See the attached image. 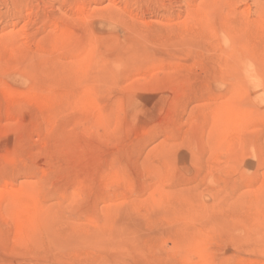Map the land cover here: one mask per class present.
Listing matches in <instances>:
<instances>
[{"label":"rangeland","instance_id":"obj_1","mask_svg":"<svg viewBox=\"0 0 264 264\" xmlns=\"http://www.w3.org/2000/svg\"><path fill=\"white\" fill-rule=\"evenodd\" d=\"M0 264H264V0H0Z\"/></svg>","mask_w":264,"mask_h":264}]
</instances>
